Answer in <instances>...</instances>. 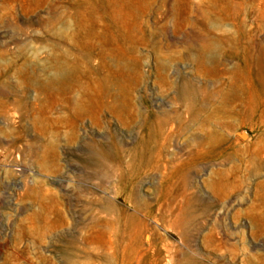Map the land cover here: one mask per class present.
<instances>
[{"label":"rangeland","instance_id":"1","mask_svg":"<svg viewBox=\"0 0 264 264\" xmlns=\"http://www.w3.org/2000/svg\"><path fill=\"white\" fill-rule=\"evenodd\" d=\"M0 264H264V0H0Z\"/></svg>","mask_w":264,"mask_h":264}]
</instances>
